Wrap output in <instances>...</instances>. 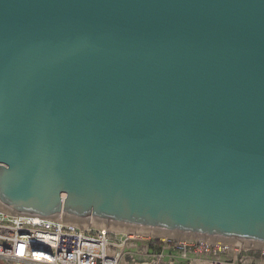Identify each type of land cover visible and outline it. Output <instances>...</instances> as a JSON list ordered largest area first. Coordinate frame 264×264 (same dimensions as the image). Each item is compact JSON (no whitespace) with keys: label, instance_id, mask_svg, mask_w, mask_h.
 Wrapping results in <instances>:
<instances>
[{"label":"water","instance_id":"obj_1","mask_svg":"<svg viewBox=\"0 0 264 264\" xmlns=\"http://www.w3.org/2000/svg\"><path fill=\"white\" fill-rule=\"evenodd\" d=\"M0 206L264 246V0H0Z\"/></svg>","mask_w":264,"mask_h":264},{"label":"built area","instance_id":"obj_2","mask_svg":"<svg viewBox=\"0 0 264 264\" xmlns=\"http://www.w3.org/2000/svg\"><path fill=\"white\" fill-rule=\"evenodd\" d=\"M85 223L0 206V264H264L258 245L164 239L143 229Z\"/></svg>","mask_w":264,"mask_h":264},{"label":"bare ground","instance_id":"obj_3","mask_svg":"<svg viewBox=\"0 0 264 264\" xmlns=\"http://www.w3.org/2000/svg\"><path fill=\"white\" fill-rule=\"evenodd\" d=\"M86 221H82L80 222V224H86L85 223ZM90 223V222H89ZM117 229L119 230H124V229H127L128 227H121V226H115ZM144 231H148L149 233L157 236V237H161V238H187V239H190V240H194V239H197V240H201V241H206V242H209L210 240L207 239V238H200V237H193V236H186V235H179V234H172V233H164V232H157V231H150V230H144ZM257 247H260V248H264V246H257Z\"/></svg>","mask_w":264,"mask_h":264},{"label":"snow or ice","instance_id":"obj_4","mask_svg":"<svg viewBox=\"0 0 264 264\" xmlns=\"http://www.w3.org/2000/svg\"><path fill=\"white\" fill-rule=\"evenodd\" d=\"M22 252H23V249L21 248V249H20V253H22Z\"/></svg>","mask_w":264,"mask_h":264},{"label":"rangeland","instance_id":"obj_5","mask_svg":"<svg viewBox=\"0 0 264 264\" xmlns=\"http://www.w3.org/2000/svg\"><path fill=\"white\" fill-rule=\"evenodd\" d=\"M262 249L264 250V248L262 247ZM243 254V253H242ZM241 256V255H240Z\"/></svg>","mask_w":264,"mask_h":264}]
</instances>
